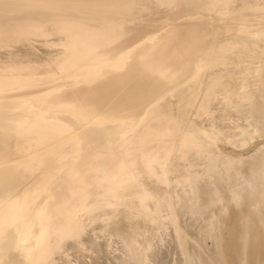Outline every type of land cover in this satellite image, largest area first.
<instances>
[{
    "label": "bare ground",
    "instance_id": "bare-ground-1",
    "mask_svg": "<svg viewBox=\"0 0 264 264\" xmlns=\"http://www.w3.org/2000/svg\"><path fill=\"white\" fill-rule=\"evenodd\" d=\"M231 2L0 0V264H53L66 242L152 264L169 235L179 264H264V141L246 126L264 95L223 78L236 52L264 61V0ZM219 100L249 120L238 139Z\"/></svg>",
    "mask_w": 264,
    "mask_h": 264
},
{
    "label": "rangeland",
    "instance_id": "rangeland-1",
    "mask_svg": "<svg viewBox=\"0 0 264 264\" xmlns=\"http://www.w3.org/2000/svg\"><path fill=\"white\" fill-rule=\"evenodd\" d=\"M236 2H237V1H236ZM236 2H235V0H232L231 3H234V4H235ZM234 4H233V5H234ZM50 34L52 35L53 32L50 33ZM50 39H53V38H50ZM54 39H55V38H54ZM36 40H37V39H36ZM55 40H57V38H56ZM11 46H12V45H11ZM11 46H8V47H11ZM57 46H58V45H57ZM46 47H49V46H46ZM54 47H56V46H54ZM4 48H5V47H4ZM44 48H45L44 46H43V48L36 47V49H37L39 52H41L42 50L45 51ZM1 49H3V48H1ZM6 49H7V47H6ZM242 52H243V54H241V51L238 52V53L236 52L237 54H236V53H235V54L233 53L234 55L232 54V55L235 56V57L239 54V56H240L241 58H240V57H236V59H239L238 62H237V60H235V61H233V62L231 61V63L228 62V63L225 64V69H226V70L228 69L230 73H232V72L234 73V72H235V73H234V76H232L233 74H230V73L226 72L225 75L227 74V76L224 75L223 78L225 77L224 80H226V81H227V78H228V83H231V82L234 81L235 79H236L237 81L240 80V79H241V81H243L242 79H245L243 82L245 83V81H246V84H248V86H249L248 88L246 87V89H247V90H250L249 93H250V92L252 93V92L255 90V92H253L252 94L250 93V94H251V95H254L255 97H257L256 100H257L258 102H260L259 100H261V98H262L260 95H261V94L264 95V93H263V92H264V88H263L264 85H263V86L261 85L262 82L264 83V81H262V76H263L262 74H263V71H264V69H263V68H264V61H261V62L259 63V62H258V59H257L258 56H255V55H254L253 58H250V57H252V56L249 55L248 52H246V51H244V50H243ZM241 55H242V56H241ZM243 55H246V56L244 57ZM257 55H258V54H257ZM249 56H250V57H249ZM243 57H244L245 60L247 61V64L249 63V61H252V59L255 58V59H254V62H253L254 64H253L252 62H251V64H249V66H250L251 68L248 67V65L246 64V61H245V63H244V60H243L244 58H243ZM256 57H257V58H256ZM263 57H264V51H263L261 54H259V59L261 58L260 60H262V59L264 60ZM242 58H243V59H242ZM248 58H249V61L247 60ZM241 59H242V60H241ZM240 60L243 61V62H241ZM255 60H256V61H255ZM235 62H236V64H237V66L240 65L239 62H241V65H240L241 68H242V67L245 68V66H246V69H248V71H250V73H251L250 76H249V72H248L246 69H244V68H243V71H242V69H241V72H240V69H238V68H240V67H239V66L237 67L236 64H235ZM229 63H230V64H229ZM228 64H229V65H228ZM243 64H246V65H243ZM252 64H253V65H256V66H254L256 69H255L254 67H252V66H253ZM232 65L234 66V71L231 72V70H233ZM242 65H243V66H242ZM219 66H220V65H219ZM221 66H222V65H221ZM221 66H220V67H221ZM226 66H227V67H226ZM228 66H229V67H228ZM235 66L237 67V69H238L239 71L235 70V69H236ZM258 66H260V67H258ZM229 68H231V69H229ZM252 68H253V69H252ZM225 69H224V68H222V69L220 68V70H223V71H225ZM260 69H261V70H260ZM245 70H246V71H245ZM252 70H253V71H252ZM257 70H259L260 72H259V71H258V72L261 73V74H259L258 72H256ZM262 70H263V71H262ZM239 72H240V73H239ZM254 72H255V73H254ZM244 73H247L246 76H247V75L249 76V77H248V79L250 78V79H249V80H250L249 83L247 82L248 79H246L247 77L244 75ZM253 73H254V76H255L254 78H257V77H258V78L256 79L257 81H258V79L261 78V79L259 80V82L254 81L255 79H253ZM257 73H258V76H257ZM228 74H230V75H228ZM240 74H241V76H240ZM235 75H236V76H235ZM238 75H239V76H238ZM243 75H244L245 78L243 77ZM260 75H261V76H260ZM230 77H231V78H230ZM232 77H233V79H234V78H235V79H234V80H231ZM241 77H242V78H241ZM263 77H264V76H263ZM239 78H240V79H239ZM251 78L253 79V81H252ZM229 79H230V80H229ZM263 80H264V78H263ZM229 81H230V82H229ZM251 81H252L253 83H252ZM261 81H262V82H261ZM235 82H236V81H235ZM235 82H234V83H235ZM254 82H255V83H258V84H257V85H258L257 88L259 87V89H262V90H261V91H262L261 93L259 92V91H260L259 89L257 90V88H256V84H255ZM232 83H233V82H232ZM259 83H260V84H259ZM249 84H250V85L252 84V85L250 86ZM260 86H261V87H260ZM251 88H252V89H251ZM253 88H254V89H253ZM251 90H252V91H251ZM241 91H242V89H240L239 91H235V93H232L231 90H228V91H226V92H225V91L221 92V90H220L219 93H218V94H219L218 98L221 99V98H222L221 96H223L224 94L227 93V96L229 95V98L232 99V102H233L232 104H234V100H238V99L241 97V94H240ZM220 92H221L222 94H223V93H224V94L222 95ZM228 92H229V94H228ZM233 92H234V91H233ZM258 92H259V93H258ZM254 93H255V94H254ZM235 94H236V96H235ZM239 94H240V95H239ZM242 94H243V93H242ZM232 95H234V96H232ZM256 95H257V96H256ZM238 97H239V98H238ZM219 101H220V100H219ZM216 102H217V103H216ZM216 102H215V103H216L217 106L215 105V106L213 107V108H216L215 111H216L218 114H219V113L222 114V111H223V114H222V115H226L225 113H228V112H226L228 108H227V109H225V108H226L227 106H228V107H230V106L227 105L225 108H223V107H222V104H223V103H222L221 101H220L221 103H218V101H216ZM218 106H219V108H218ZM223 106H224V104H223ZM231 106H232V105H231ZM220 107H221V109H220ZM245 107H246V106H245ZM217 108H218V109H217ZM230 108H232V107H230ZM230 108H229V110H230L231 112L228 113V116H227L228 118L225 117V116H222V115H221L223 118H219V119L223 120V119L226 118V121H227V122H228L227 119H229L230 122L227 124V126L225 125V128H228V125H229V126L231 125L232 128L229 127V129H232V130H230V131L235 132L236 129H237L236 132H239V129H240L239 127H240V126L242 127L243 124H244V123L246 124L247 122H249V120H246V121H245V117H244V116H242L243 118H241V116H237V115H235V117H234V114H233V112H232V111H234V110H232L233 108H232V109H230ZM223 109H225V113H224V110H223ZM218 110H219V112H218ZM220 110H222V111H220ZM229 110H228V111H229ZM258 112H259V111H258ZM258 112H257V113H258ZM231 113H232V115H230V116H232V117L234 118V121H235V122L233 121V118L229 116V114H231ZM257 113H255L254 116H252V118L249 117V119L251 118L250 120H253L254 123H255V121H256V123H255L256 126H258V125H259V126L256 127V126L254 125L253 122H252V123H248V125H246V126L248 127V130H249V127H250V129H252V126H253L254 130H249L250 132H251V131L255 132V131L257 130V128H258V130H259V131H258V130L256 131V133H257L256 136H254V137L252 136L254 139H253V138L251 137V135H250V137L253 139V141H252L251 139L248 140V142L251 141L250 144H256V142H257V144H258V143L260 142V140L264 141V138H263V136H264V135H263V134H264V127H263V126H264V123H263V126L261 125L262 122H264V119H263L264 117H263L262 113H258V114H257ZM236 116L239 117V118H237ZM224 117H225V118H224ZM230 118H232V121H231ZM235 118H236V120H235ZM239 119H240L241 121H239ZM246 119H247V118H246ZM254 119H255V120H254ZM257 119H259L261 123H260L259 120H257ZM261 119H263V120H261ZM236 121H237L238 123H240V122H242V121H243V122L240 123L241 125L237 127V124H238V123H237ZM244 121H245V122H244ZM233 122H234V123H233ZM250 122H251V121H250ZM257 123H258V124H257ZM245 124H244V125H245ZM249 124H250V126H249ZM251 124H253V125H251ZM232 125H233V126H232ZM234 125H235V126H234ZM238 125H239V124H238ZM254 126H255L256 128H255ZM234 128H235V130H234ZM260 128L263 129V130H262L263 132L261 131ZM236 132H235L234 134H236L235 136L237 137L238 135H237ZM256 133H255V134H256ZM259 133L261 134V135H260V138H259V136H258ZM229 134H230V133H229ZM251 134H252V132H251ZM255 134H252V135H255ZM232 135H233V134H232ZM262 135H263V136H262ZM228 136H229L230 141H233V142H230V141H229L230 143L228 142V143L226 144V142H227L229 139H226L227 141L224 140V139H225V137H228ZM233 136H234V135H233ZM235 136H234V138H235V140H237L238 137H237V139H236ZM257 136H258V138H257ZM261 136H262V137H261ZM223 137H224V138H223ZM230 137H232V136H231V135H227V136L224 135V136H222V138H223V140H224V141H222V142H224L226 145L223 144V146H222V142H221V140H220L219 142H221V143H219V146H222V147H224L225 149H226L227 147H230V146L232 147L233 144H234L233 146H235V145L237 144V141L234 142L233 137H232V140H231ZM250 137H249V138H250ZM256 138H257V140H258L259 142H258V141H255ZM261 138H262V139H261ZM225 141H226V142H225ZM231 143H232V144H231ZM228 144H229V146H228ZM247 146H248V145H247ZM249 146L252 147V146H254V145H249ZM231 147H230V148H231ZM230 148H228V149H226V150H229ZM182 218H183V217H181V219H180L181 221L184 220V219H182ZM195 223H196V224H195ZM202 224H203V222H198V224H197V222H194L193 226H195V227L191 226V228L193 227V228L191 229L193 232H191V233L193 234V237H195V238H197L196 236L200 234V238H199L200 240H199V242L201 243L200 245H201L202 250H203L206 254L209 252L208 255H211V253L214 252V251H212V250L214 249V248H213L214 246H213V244H212L213 239H212L211 237L209 238V236H208V237H203V236L201 237L200 229H202V227H203ZM96 225H97V224L95 223L93 226L95 227ZM196 225H197V226H196ZM200 225H201L202 227L198 229V227H199ZM97 226H98V225H97ZM196 229H198V230H196ZM95 230L99 231L98 229H95ZM95 230H94V231H95ZM195 231L197 232V234H196ZM83 233H84V232H83ZM90 235H91V231L88 230L87 233L85 232V234H82V235H81V238H80V239L83 240V242L87 243V242H86V241H88L87 238H89ZM194 235H196V236H194ZM169 236H170V237H167V238L169 239V241H167L168 239L165 238V239L162 241V243H164V244H163V245H158L159 249L162 250V248H163V250H164V251H163V250H162V251L160 250V251L162 252V255L159 254L160 256H163V257H161V260H162L161 264H162L163 262H164L165 264H167V263H169V262L171 263V262L174 260V258L170 259L169 256L171 255V257H172L174 254L176 255L175 251H177V249L175 248L174 242L172 243L173 240L171 239V235H169ZM84 239H85L86 241H85ZM100 239H101V238H100ZM166 239H167V240H166ZM202 239H203V240H202ZM98 240H99V239H98ZM165 240H166V241H165ZM206 240H207V241H206ZM170 241H171V243H170ZM203 241H204V242H203ZM205 241H206V242H205ZM99 242H100V240H99ZM167 242H169V244H170L171 246H169V244H168ZM202 242H203V243H202ZM162 243L160 242V244H162ZM206 243H207V244H206ZM102 244H103V245H102ZM102 244H100V246H97L96 249L99 247L98 250L101 251V249H102L103 251H101V252H104L103 254H105V255L100 254V253H101L100 251H98V252H100L99 254H98L97 251H95V253L98 254V256H97V254H92V253H94V249H95V248H94V249H93V248H89V247H87V245H86L85 247H83L84 250H83L82 247H81L79 250L76 249L75 247H74L75 249H73L72 244L70 245V243H67V242H66L65 245H67V246L64 245V246L61 248L60 253L56 256V258H55V262H54L53 264H75L76 262H77L78 264H82L83 261H85L83 264H87L86 260H88V264H91V261H93V260H92L93 257H94L93 259L96 258V260H95L96 262L93 261V263L95 262L96 264H99V263H97V262L102 261V263L100 262V264H103V263L106 264L107 262H108L109 264H114V263H115L114 258L119 259V257L116 256V255H119V253L115 251V250L118 249L119 247L116 248V247H117V246H115L116 244H113V243L107 245V244H104V243L102 242ZM167 244H168V245H167ZM202 244H203V245H202ZM211 244H212V245H211ZM69 245H70L71 247H70ZM113 245H114V247H112ZM173 245H174V248L172 247ZM204 245H205V246H204ZM206 245H207V246H206ZM68 246H69L70 248H68ZM102 246H103V247H102ZM109 246H111V247L109 248ZM166 246H168L169 249L165 251V248H167ZM208 246H209V247H208ZM212 246H213V247H212ZM160 247H162V248H160ZM63 248H64V249H63ZM105 248H106V249H105ZM111 248H112V250L114 249L113 251L111 250L112 252L110 251ZM115 248H116V249H115ZM172 248H173V249H172ZM69 249H70V250L72 249V250H71L72 252H69V251H70ZM87 249H88V254L85 255V254L87 253ZM90 249H91L92 251H91ZM96 249H95V250H96ZM175 249H176V250H175ZM209 249H211V250H209ZM67 250H68V251H67ZM89 250H90V251H89ZM119 250L121 251V249H118L117 251H119ZM174 250H175V251H174ZM205 250H206V251H205ZM61 251H62V252H61ZM75 251H76V252H75ZM114 251H115L116 253H115ZM120 251H119V252H120ZM171 251H174V252L171 254ZM210 251H212V252L210 253ZM79 252H80V253H79ZM106 252H108V253H106ZM161 252H159V253H161ZM166 252H167V254H168V252H169L170 255H169V254H168V255H165ZM68 253H71V254H68ZM83 253H84L85 257H84V255H83ZM89 253H90V254H89ZM113 253H114V254H113ZM163 253H164V255H163ZM177 253H178V252H177ZM74 254H76V256H75ZM80 254H81V255H80ZM106 254L108 255V257H109L110 255H111V256H110L109 258H108V257H105V256H107ZM112 254H113V255H112ZM157 254H158V253H157ZM88 255H90V256L92 255L93 257H90V256H89V257H90V259H89ZM101 255H102V257H101ZM151 255H152V256H155L156 254L154 255V253H153V254H151ZM159 255H158V256L156 255V257H155L156 260L153 259V257H152V264H155V263H156V262H153V260H154V261H158V259L160 260V256H159ZM175 255H174V257L176 258V260H174L172 263H176L175 261H177V263L179 264V261H178V259H177L178 254H177V257H176ZM73 256H74V257H73ZM79 256H81V257H79ZM96 256H97L98 258H97ZM60 257H61V258H60ZM65 257H66V258H65ZM68 257H69V258H68ZM87 257H88V258H87ZM111 257H112V258H111ZM113 257H114V258H113ZM73 258H74V259H73ZM77 258H78V259H77ZM80 258H84L83 261H82V263L80 262V261L82 260V259L80 260ZM100 258H102V260H101ZM107 258H108V259H107ZM110 258H111V259H110ZM164 258H165V259H164ZM166 258L169 260V262L166 261ZM70 259H71V260H70ZM72 259H73V260H72ZM76 259H77V261H76ZM99 259H100V261H98ZM109 259H110V260H109ZM163 259H164L167 263H166ZM211 259H212V258H211ZM213 259H214V258H213ZM213 259H212V260H213ZM69 260H70V261H69ZM108 260H109V261H108ZM115 260H116V259H115ZM216 260H217V259L213 260V263H214V264H219V262L216 261ZM75 261H76V262H75ZM103 261H104V262H103ZM111 261H113V262H111ZM118 262H119L120 264H124V263H125V262H121L120 260H119V261L116 260V263H117V264H118ZM158 262H159V261H158ZM77 263H76V264H77ZM93 263H92V264H93ZM95 263H94V264H95ZM116 263H115V264H116ZM164 263H163V264H164ZM172 263H171V264H172ZM177 263H176V264H177ZM156 264H157V263H156Z\"/></svg>",
    "mask_w": 264,
    "mask_h": 264
}]
</instances>
